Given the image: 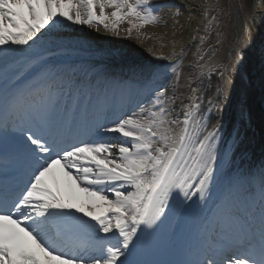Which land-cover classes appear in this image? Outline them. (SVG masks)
<instances>
[{"label": "snow or ice", "instance_id": "6c2138e0", "mask_svg": "<svg viewBox=\"0 0 264 264\" xmlns=\"http://www.w3.org/2000/svg\"><path fill=\"white\" fill-rule=\"evenodd\" d=\"M166 7L0 0V264H264V161L234 168L232 147L218 155L220 127L207 130L203 101L181 99V88L196 91L195 73L210 71L215 51L205 44L219 23L207 17L213 6L206 7L205 34L196 29L191 74L184 77L188 51L180 42L171 41L167 54L149 47L169 64L147 83L170 71L171 93L164 84L141 88L137 94L151 92L147 103L127 110L97 87L108 80L102 68L33 54L41 33L64 21L143 42L152 38L147 27L166 24ZM243 58L237 52L235 64L219 71L217 102L227 100ZM193 218L194 244L185 242ZM170 219L181 258L149 259Z\"/></svg>", "mask_w": 264, "mask_h": 264}, {"label": "bare ground", "instance_id": "6f19581e", "mask_svg": "<svg viewBox=\"0 0 264 264\" xmlns=\"http://www.w3.org/2000/svg\"><path fill=\"white\" fill-rule=\"evenodd\" d=\"M172 1L177 2L179 7L164 8L163 17L166 24L149 26L144 30L152 37L151 39L143 42L129 39L123 31L120 37H115L105 32L103 28L97 32L87 26L72 25L64 21L55 28L45 29L41 33L42 38L34 42L33 54L46 56L52 61L65 62L63 56L52 53L61 48L64 41L72 42L66 44L69 49L88 45L104 49L106 52L112 50L116 52L112 56H117V66H121L126 57L127 59L133 57L141 68L147 64H153L154 67L158 64L162 67L169 62L155 59L147 49L154 47L156 52L163 51L167 54L171 50L170 42L176 40L188 51L187 55L192 56L187 61L191 63L194 59L193 53L199 44V40L194 39L196 29L198 27L201 29L200 35L205 34L203 27L206 22V7L213 6L207 17L216 16L219 23L205 44L206 49L215 51V55L208 61L210 71L205 70L209 72L207 84L213 86L215 93L219 71L224 70L230 61L234 65L236 53L243 52V69L239 68L231 76L232 83L228 85L227 100L221 98L223 117L228 121L233 119V124L237 127H232L239 129L247 142L238 147L239 153L249 152L251 158L256 149V152L264 151V0H152V3L168 5ZM126 26L123 25L122 28ZM162 43L168 44L169 47L161 49ZM17 57L18 54L14 59ZM183 73L185 78L191 74L186 67ZM180 91L184 93L181 97L184 101L187 96L195 94L197 89L191 92L187 88H181ZM241 109L246 112V118L240 117Z\"/></svg>", "mask_w": 264, "mask_h": 264}]
</instances>
